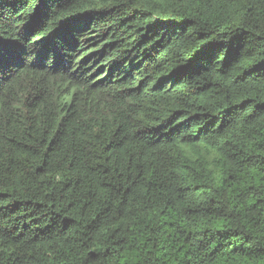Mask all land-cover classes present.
Instances as JSON below:
<instances>
[{
	"label": "trees",
	"instance_id": "trees-1",
	"mask_svg": "<svg viewBox=\"0 0 264 264\" xmlns=\"http://www.w3.org/2000/svg\"><path fill=\"white\" fill-rule=\"evenodd\" d=\"M0 264H264V0H0Z\"/></svg>",
	"mask_w": 264,
	"mask_h": 264
}]
</instances>
